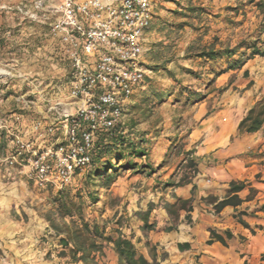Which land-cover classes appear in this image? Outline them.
I'll use <instances>...</instances> for the list:
<instances>
[{"label": "crops", "instance_id": "0c3cea01", "mask_svg": "<svg viewBox=\"0 0 264 264\" xmlns=\"http://www.w3.org/2000/svg\"><path fill=\"white\" fill-rule=\"evenodd\" d=\"M198 1L205 3L206 0H152L154 19L151 30L146 35L143 56V65L148 70L146 82L150 80L151 75L162 74L161 71L153 69L157 67L165 68L175 78L182 74L181 68L184 67H189L193 72L186 71L189 75H196L198 72L192 70L193 66L200 65L201 69L204 67V70L213 69L210 70V74H213L212 71L226 70V60H222L220 64L217 63V66L223 65L217 69L214 62L188 56L189 48L200 49L214 43L211 41L208 44L199 43L198 46L195 44L196 35L204 31L202 28L204 16L190 10L207 5V3L197 4ZM227 2L228 0H221L223 6H226ZM234 12L237 14V11ZM228 32L230 33L231 30ZM185 34H190L189 41L179 44L175 37ZM237 36L238 34L235 33V40L230 45L225 43L230 41L226 38L224 44L217 46L216 49H235L240 54L243 48L239 47L242 42L236 41ZM217 37L222 41L219 36ZM175 68L178 69L175 70ZM243 72H250L248 81L244 79ZM210 82L208 81L204 87L206 88ZM251 83L252 86L249 87ZM214 86L222 90H209L204 94L206 97L202 101L194 104L192 107L194 110L184 116L187 118L192 115L196 121L195 127H192L185 136L180 134L181 129L174 125L176 118H172L173 122L167 124L155 123L146 128L143 124H137L132 129L135 136H144L146 140L144 148L148 149L149 155L143 162H146L149 167L144 170V175L133 176L130 179L129 187L134 181L141 179V182L131 190L139 195H151L154 198L153 202L160 201L162 198L165 204H174L177 199L192 200L193 211L190 213V221L186 219L187 213L181 211L176 230L161 231L165 226L172 224L164 207H160L158 215H154L153 220L150 221V224L156 225V231H150L149 240L167 254L165 259H158L160 264H264L262 261L264 256V126L253 134L239 132V124L247 112L259 102L264 101V60H249L243 68L230 70L217 76ZM224 87L229 89L225 90ZM141 90H144V86ZM196 93H200V90ZM199 97L201 96L198 94L197 98ZM212 99L215 100L213 105ZM134 104L136 99L130 102L131 106ZM131 106H128L129 111ZM44 111L45 109L41 114H45ZM132 114L142 117L141 111H133ZM149 114L150 112L146 115ZM0 125L4 133L3 126L14 127V124L9 125L7 120H2ZM22 126L28 129L30 123L24 118ZM1 131L0 180L12 182L17 179L18 174L9 170L3 161L8 153V142ZM183 137H186L183 141L185 147L178 155V164L185 162V159L189 157L188 154L191 153L190 157L197 159L199 172L191 184L178 187L174 185L177 184L174 182L176 166L166 168L164 165L161 169L159 167L164 162L170 147H176ZM232 182L247 185L238 193L242 200L241 205L236 208L226 207L220 213H216L215 204L206 202L205 199L224 200L230 194ZM240 219L248 227H245ZM7 224L10 230L4 233L9 237L15 235L14 238H16L15 233L18 227L12 222ZM211 231L223 237L225 232H230L232 238L226 239V245L217 241L210 243ZM17 241L18 239L0 240V264H4L2 258L5 256L11 258V264H18L17 255L24 253V258H28L29 254L36 253L37 249L34 247L36 241L26 243L21 250ZM133 241L135 243V240ZM183 244H189V250L181 251L179 245ZM141 254L147 258L145 252Z\"/></svg>", "mask_w": 264, "mask_h": 264}, {"label": "rangeland", "instance_id": "374dc122", "mask_svg": "<svg viewBox=\"0 0 264 264\" xmlns=\"http://www.w3.org/2000/svg\"><path fill=\"white\" fill-rule=\"evenodd\" d=\"M200 3L201 1L197 2V4ZM206 3L205 7L199 6L203 9L199 13L204 16L202 22L204 31L201 32L202 35L200 33L196 35V40L194 39L196 46L199 43L208 44L212 41L217 48V46L224 44L226 38L230 41L225 43L230 45L235 40L234 36L237 33V42L248 41L253 43L260 38L257 43L264 48V13L258 10L256 3L250 4L249 0H228L227 5L223 6L221 0H206L205 3L201 4ZM31 4L32 0H0V122L7 120L9 125L14 124L13 118L15 115L23 116L31 125L32 121L40 116L42 110L46 107L42 96L49 98L65 93L72 75L71 61L65 53V46L58 37L51 33L48 23L43 19L32 21L25 13L19 11V8H22L25 12L31 10ZM234 11H237V14ZM224 16H226V19H224ZM234 27L240 30L236 31L237 29L234 30ZM228 30H231V32L229 33ZM175 38L181 44L189 41L190 34L176 36ZM239 38L241 41L238 40ZM241 52L249 53L245 47ZM178 54H181V52H178ZM254 59L264 60V57L257 56ZM257 65H261V63H257ZM184 68L190 70L189 67ZM215 68L219 69V66L216 65ZM153 69H157L162 73L157 76L151 75L150 81L155 88L160 90L174 88L170 101L155 107L149 115H146L147 119L144 120L143 117H139L138 114L134 115L128 110L130 102L137 99L140 94L141 91L138 90L125 107L124 126H129L132 120L137 124H143L146 128L148 125L151 126L155 123L167 124L173 122L172 118H176L178 121L174 125L178 126V129H181L180 134L185 136L196 125L192 115L187 118L184 117L194 110L192 108L194 104L185 105V97L178 95L176 85L174 81L170 80L169 74L164 70L165 68L157 67ZM177 69L175 68V70ZM192 70H196L200 77L196 78L195 75H189L184 70H181L180 73L182 74L177 77V80H181L183 86L187 87L188 90H192L191 92L200 90V95L206 94L212 89L222 90L214 86L216 79L211 85L204 87L208 81L212 80V76L216 74V71H212L213 74H210V70L213 69L204 70V67L201 69V65L193 66ZM184 72L186 74H183ZM243 75L246 81L251 76L250 72H247V75L243 72ZM142 86H144V89L147 88V84ZM224 89H229V87H224ZM22 94L34 100L36 107L31 110L24 109L23 105L16 100ZM213 103H215L214 99H212V105ZM15 126L17 127L16 124H14ZM157 126L159 125L157 124ZM29 130L30 128H28ZM1 132L8 142L9 139L4 131ZM185 138L183 137L175 148L168 151L165 157L166 168L176 166L174 171L175 183L192 174L186 168L184 161L180 165L178 164V155L184 150L185 143L183 141ZM190 154H188V158H191ZM119 166V177L116 183L109 189L98 188L99 202L93 206L90 204L86 209L85 218L90 224H98L100 228L106 226L108 228L107 236L116 237L117 234L110 232V230L119 228L124 235L135 240L138 253L145 252L148 260L151 261L145 242L149 241L151 245L154 244L148 237L150 230H143V222L138 215L147 212L151 208V221L154 215H158L160 207L163 208L165 203L162 198L160 201L153 202L154 198L151 195H139L136 191H132V187L137 186L141 179H137L129 187L130 179L133 176L138 177V175L124 169L126 166L125 161H122ZM8 169L16 172L18 176L12 182H2L0 180V240L18 239L19 250L26 243L36 241L34 246L37 249L36 253L29 254L28 258H24V253L17 255L18 260L16 261L18 264H72L67 259L59 257L62 247L59 245L58 238L48 229V222L46 221V214L51 209L50 198L57 193V190L54 188L38 189L25 174L27 170ZM85 177L86 173L76 176L70 188L77 190L84 186ZM84 197L86 202L89 203V199L85 195ZM118 220H121V225L117 224ZM8 222H12L18 227L17 233H15L16 238H14L15 235L9 237L4 233L10 230ZM157 255L158 258L163 259L167 254L157 249ZM2 260L4 264H11V258L5 256ZM97 260L98 264H118L117 255L111 244L104 245L103 254L98 255Z\"/></svg>", "mask_w": 264, "mask_h": 264}, {"label": "built area", "instance_id": "2783aa9c", "mask_svg": "<svg viewBox=\"0 0 264 264\" xmlns=\"http://www.w3.org/2000/svg\"><path fill=\"white\" fill-rule=\"evenodd\" d=\"M19 11L48 23L65 46L72 75L65 93L42 96L45 114L32 121L29 131L20 115L13 118L17 127L3 126L9 139L3 161L10 169L27 170L36 188L60 190L91 167L98 135L124 124L125 107L142 88L153 2L32 0L31 10ZM16 100L24 109L36 107L25 94Z\"/></svg>", "mask_w": 264, "mask_h": 264}, {"label": "trees", "instance_id": "16d2710c", "mask_svg": "<svg viewBox=\"0 0 264 264\" xmlns=\"http://www.w3.org/2000/svg\"><path fill=\"white\" fill-rule=\"evenodd\" d=\"M249 3H256L258 10L264 13V0H259L257 2L256 0H249ZM190 11L199 13L200 11L202 12L203 9L195 7ZM215 40L217 39L215 38ZM257 41H260V38ZM257 41L253 43L247 41L240 44L239 47H245L249 52L248 54L246 52H240L239 54L237 50L230 48L217 50L216 45L213 43L210 46H204L200 49H195L193 47L189 48L188 56H195L198 59H202L206 62L211 61L215 64H220L222 60H226V70L216 72L209 84L211 85L217 76L230 70L241 69L249 60L257 56L264 57V48L258 45ZM236 57L238 58L236 59ZM222 66L221 64L219 68ZM164 70L167 71L170 79L174 81L176 90L179 93L178 95L180 97H185V105H193L206 97L204 94L200 95L199 93L191 92L192 90H188L187 87L183 86L181 80H177L168 70ZM182 70L193 73L185 68H182ZM245 75H247V72H245ZM195 77L199 78L200 74L195 75ZM144 84H147V88L141 90L140 94L137 96L136 104L130 105V112L141 111V115L145 119L148 112H151L155 107H158V105L170 101V96L174 88L160 90L155 88L150 80L148 82L144 81L143 85ZM251 86L252 83L249 84V87ZM198 94L201 97L197 98ZM177 121L178 119L174 121V124ZM124 125L125 124H119L111 130L107 132L103 131L98 135L93 149V162L86 172L84 186L77 190L71 189L70 186L62 188L57 190V193L50 198L51 209L46 214L48 229L58 238L59 245L62 247L61 252H59V257L67 259L72 264H98L97 257L103 254L105 244H111L113 246L114 252L117 255L118 264H160L158 262L157 245H151L149 241L145 242L149 258L151 259L150 261L144 255L138 253L133 239L124 235L119 228L110 230V232L117 234L116 237L107 236L108 228L106 226L100 228L98 224H90L85 218L86 209L90 204L93 206L99 202L98 188L109 189L116 183L119 177L118 167H120L119 165L122 161L126 162L124 169L133 171L132 173L134 175H143L144 170L149 167L146 162H143L149 155L148 149L144 148L146 140L144 136H135V133L132 131L137 123L131 120L129 126ZM263 126L264 101H261L250 109L242 119L239 124V132L253 134L260 131ZM173 148L175 147L171 146L169 151ZM184 163H186V168L189 169L192 174L189 177H183L180 182L174 184L178 187L191 184L193 178H195L199 172L196 158H188ZM164 165L165 160L159 169ZM246 187L247 185L245 183L232 182L230 185V194L224 200L220 201L217 198H207L205 201L215 204L216 213H220L226 207L236 208L242 203L238 193L243 191ZM48 188L53 189L51 186ZM84 195L89 199V203L86 202ZM164 208L169 214L172 222L170 226H165L161 229V231L165 232L176 230L181 211L187 213L186 219L188 221H190V213L193 211L192 200L177 199L174 204H165ZM151 215V208L147 212L138 215L143 222V230L145 231H156V225L150 224ZM240 222L245 227H248L243 220L240 219ZM117 224L121 225V220H118ZM210 233V243L217 241L226 245V239L232 238L230 232H225V237L213 231ZM179 248L181 251H185L189 250L190 246L189 244H183L179 245ZM262 261H264V256Z\"/></svg>", "mask_w": 264, "mask_h": 264}]
</instances>
